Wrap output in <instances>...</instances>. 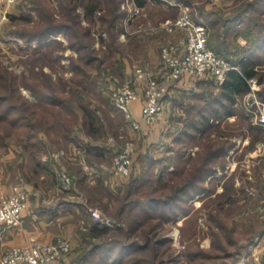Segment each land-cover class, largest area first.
<instances>
[{"label": "trees", "instance_id": "16d2710c", "mask_svg": "<svg viewBox=\"0 0 264 264\" xmlns=\"http://www.w3.org/2000/svg\"><path fill=\"white\" fill-rule=\"evenodd\" d=\"M122 1L32 0V7L18 14V18L30 22L32 8L38 11V20L33 22V28L17 31L31 50L28 69L20 73L0 62V152H12L14 157L24 159L33 173L27 177L28 182L36 184L33 177L42 171L51 176L56 172L53 158L46 162L37 153L42 146L51 153L53 145L62 147L65 141L78 143L82 131L95 140L81 145L88 161H102L106 156L107 150L100 143L105 125L88 94L97 85L91 70L95 63L101 68L109 64L107 69L118 74L126 67L120 58L111 63L105 59L114 58L120 48L112 47L111 43L110 48H102L106 36L114 43L120 41L125 16ZM138 2L143 4L145 0ZM192 10L194 20L208 27L209 46L235 67L218 85L217 94H194L199 100L187 110L172 145L175 162L171 155V160L155 165L153 156L142 155V169L127 183L130 196L118 208V221L113 224L89 221L82 237L86 238V246L72 256L70 264H205L212 255L200 246L197 237L201 230L199 217L205 214L212 248L220 249L225 241L233 242V236L238 235L237 219L229 226L217 215L237 213L233 206L239 195H246L254 184L247 179L246 183L236 185L238 171L234 170L224 180L223 189L217 190L226 174L228 151L239 146L238 140L212 128H218L231 115L246 117L239 100L250 90L249 79L260 76L264 67V0L236 3L228 14L221 9L206 11L203 5H194ZM60 34L65 35L67 43L58 37ZM97 36L101 49L95 46ZM240 36L246 38L244 44L238 42ZM67 47L73 51L65 53ZM100 50L104 51V57L98 55ZM65 58L68 62H64ZM23 87L29 88L31 95L24 94ZM259 95L264 99V91H259ZM42 111L46 112L44 119H40ZM246 129L238 133L243 136L251 133L252 143L264 138L263 126L249 121ZM195 145L199 148L193 154L190 148ZM220 170L222 175H218ZM194 198L203 199L196 209ZM182 217H186L180 225L185 245L178 247L167 232ZM259 224L249 230L250 242L255 235L264 233ZM238 257L221 264H239Z\"/></svg>", "mask_w": 264, "mask_h": 264}, {"label": "rangeland", "instance_id": "374dc122", "mask_svg": "<svg viewBox=\"0 0 264 264\" xmlns=\"http://www.w3.org/2000/svg\"><path fill=\"white\" fill-rule=\"evenodd\" d=\"M192 1L193 2H191V4L186 2V4L183 6L188 7V12L193 17L191 11H193L192 9L194 5H203L206 11L221 9L228 14L233 5L236 3L240 4L246 0ZM31 4L32 0H15L14 2L10 3L8 0H0V62L8 65L10 68H14L20 73L23 72V70L28 69L30 62L29 52L31 50L26 47L23 37L17 33V31L33 28V22H37L38 20V11L31 8L32 21L30 22L26 19L18 18V14L20 15L23 12H27V10L32 7ZM196 9L197 8H195V13ZM148 11L149 13L142 8L141 14L132 22V25L129 27V31H125L126 29L124 27L123 19V28L119 32V39L121 42L119 40L116 42L118 45L113 42L114 40L110 36H106L107 42L103 44L102 48L104 50L110 48L108 43H111L112 47L117 46L121 51H116L114 58L105 57L106 61H110L111 63L115 60V58L119 59L125 56L127 57L126 59L129 67L127 69L124 68V72L122 74H118L114 73L112 69H107L109 64H106L104 68L103 66L101 68L99 65H97V63H95L93 66L94 68H91V70L94 71L93 75L97 81V85L92 87L93 90L96 89V92L92 90V93L88 94L89 97H91L89 100L92 101V107H98L96 109L101 115V122H104L105 125V131L100 137V143L105 146L107 152L103 159L104 161L96 160L97 164L102 162L108 165L110 168L112 167L113 171L115 154L123 149L125 144L131 140L135 145L131 173L125 179L115 176L114 174H112L114 178L108 174L103 177L93 174L91 179L94 182L85 181L83 183L78 182V184H76L71 170L72 167H74V162L78 161V159L85 161V151L82 152V149L79 148L77 149V152L73 150L71 151V141H65L62 145L63 151H61V155L66 167H62L61 165L57 164L55 157L52 155V153H49L46 146H42L40 152H37L39 154L41 153V158L46 162L50 158H53V167H56V172L54 176H51L48 172L46 174L42 171L38 174H35L33 178H35L38 182H42V187L44 185L54 183L57 188L67 190L66 192L71 194L72 198L79 199L81 201V206L79 208V222L77 224L76 230L74 231V237L63 234L55 240L57 241L62 237H68L71 240L72 248L70 252L66 253L69 255L70 260H72V256H74L79 249H82L86 246V238L82 239V237H85L83 231L87 230L89 221L94 220L91 216L90 208H101L106 214V219L108 220L107 223L109 224H113L114 222L118 221L116 217L118 208L123 203V200L125 198H129L130 196V191L128 190L129 185L127 183L134 174H139L142 169L144 162L142 155L149 154L150 156H153L152 158L157 161L154 163L155 165L171 160V155H174L172 156V160L175 162L176 154L172 148V145L174 143V138L183 126L184 117L187 113V110L190 109L192 104L199 100V96L194 94L204 92L210 93V95H215L219 91V84L215 83L214 81L207 79L197 80L193 79L189 75H186L181 80L173 81L171 83L169 82L167 91H171L170 102L168 104L167 101L165 102L166 104H164V110L154 124L151 125L146 121L149 127L145 128V132L143 131L141 124L143 119H140V130H142L143 133L140 131L137 132V129L133 127L131 122L127 119L125 113H118V108L115 106L112 99L113 88L116 85L126 81V79L131 76L132 71L137 66L147 67L149 69H157L160 64H162L163 48L166 46L180 48V44L184 40V38L181 40L182 34L185 35V31L183 29L170 30L164 24L168 20L177 19L182 14L181 6L180 10L171 11L173 14L169 15L160 22L159 20L162 18L163 11H160L158 7H150ZM83 22L87 23L86 20H83ZM159 32H166V34H162V37H159V40H155L154 42L156 43H153L151 46L152 54L157 57V61L151 63V65L148 66L138 63V57L141 58V51L138 52V39H145L146 42L148 41L147 39L151 34ZM140 34L144 36L138 37ZM105 35H107V33H105ZM59 36L64 40V43L68 42V39L65 37V35L60 34ZM6 39L9 40L6 41ZM237 40L242 44L246 42V38L243 36L238 37ZM101 45L102 43L97 36L95 40V46L98 47V49H101ZM132 49L135 50L132 51ZM72 51V48L67 47L65 53L68 54ZM98 55H103L104 57V51L100 50ZM68 60L69 59L65 58L64 62H68ZM45 68L47 70L49 69L48 66ZM67 74H70V72H67ZM261 76L262 79L260 81L259 77ZM253 79H255L256 82H250V90L239 100L238 104L240 107H243V110L246 112V117L231 115L228 117V120L221 122L218 128H212V131L214 130L216 133L223 132L227 134L230 139L238 140L239 146L237 150L234 148L229 149L227 154L228 164L224 169L226 174L222 176V179L217 186V190L221 191L223 189L224 180L234 170L238 171L236 185L246 183L247 179H250L252 181L251 183L254 185L249 187V191L246 195H239L238 202L235 204V206H233V210L237 211V213H234V215L230 216V212V217L227 213H220L217 215L219 219L226 221L229 226L231 223H233V219H237L239 230L238 235L233 236V242L225 241L223 246H220V249L212 248V237L209 235L210 230L209 224L206 221V214L199 217L201 230L197 232V237L200 240V246L206 250L207 254L212 255L206 258V260L203 262L205 264H221L223 261H233L235 256L238 255L239 257L237 260L239 264H264V256L258 254L256 247L258 239L261 238L264 233L261 235H255L252 238V242L247 239L250 235L249 230L253 229L251 228L253 225L257 226L260 223V227L264 228V138L256 139L252 143L251 133L247 136H243V134L238 133L240 130H247L246 127L249 121L264 127V124L258 122L259 118H257L256 113H254L258 107V104L260 103L263 106L262 103H264V99H262L259 95V91H264V67L261 69L260 76L254 77ZM176 87L180 88L175 89ZM22 91L28 96L31 95L30 90L27 87H23ZM45 114L46 112L42 111L40 114V119H44ZM215 132H213L214 136L216 135ZM198 148L199 145H195L192 146L190 150L194 154ZM23 163L24 159L21 157H14L12 152L2 150L0 152V181L5 185L9 184V186H12V189L17 183L24 184L27 181V177L29 175H33V173L30 171L31 168L29 165ZM3 168L4 170H2ZM74 169L76 170V168ZM61 170H66L72 178V185L69 189L64 188L60 182L59 173ZM222 172L223 171L220 170L218 175H222ZM1 194L4 193H0V195ZM202 202L203 199H192L194 209L198 208ZM194 209H192L190 213H192ZM187 216H189V214ZM185 218L186 217L177 219L174 227L167 232L168 235L173 237V245L178 247H182L183 245V242L181 241L182 233L180 225L183 223ZM9 246H6L5 248L3 247L0 254L2 255V253Z\"/></svg>", "mask_w": 264, "mask_h": 264}, {"label": "built area", "instance_id": "2783aa9c", "mask_svg": "<svg viewBox=\"0 0 264 264\" xmlns=\"http://www.w3.org/2000/svg\"><path fill=\"white\" fill-rule=\"evenodd\" d=\"M15 0H8L14 2ZM125 9L124 27L129 31L132 22L141 14L142 7L136 0H123ZM170 30L183 29L185 37L179 47L166 46L162 50V64L157 69L137 66L131 76L112 90L115 106L122 110L135 129L140 128V119L154 124L164 110L163 97L168 93L169 82L178 81L189 75L193 79L213 80L222 84L228 71L235 66L208 44L209 30L206 24L197 22L189 14L188 7L182 6V14L175 20L164 23ZM164 26V25H163ZM250 82H256L250 78ZM142 101L141 117H135L131 102ZM254 111L259 123L264 124V103ZM257 111V112H256ZM134 142L129 140L114 156L113 174L126 178L132 170ZM59 179L64 188H71L72 178L61 170ZM29 191L17 183L9 194L0 195V225H16L22 220L23 210L28 205ZM95 221L107 222L101 208H90ZM258 254L264 256V235L256 243ZM71 240L59 238L53 242L35 240L29 244L10 245L1 255L0 264H54L62 255L70 252Z\"/></svg>", "mask_w": 264, "mask_h": 264}, {"label": "crops", "instance_id": "0c3cea01", "mask_svg": "<svg viewBox=\"0 0 264 264\" xmlns=\"http://www.w3.org/2000/svg\"><path fill=\"white\" fill-rule=\"evenodd\" d=\"M137 3L149 13L150 7H158L162 12V18L160 21L172 15L171 11L180 10L186 2L184 0H145L143 4H140L138 0ZM145 20V19H143ZM158 23V21H157ZM180 30V29H179ZM178 30V31H179ZM182 32V31H181ZM162 33H154L149 36L148 41L138 39V52L141 51V58L138 57V63H142L146 66L151 65V63L157 61V57L152 54L151 46L155 40H159L162 37ZM140 34L138 37H143ZM185 35L182 34L181 40ZM60 38V36L58 35ZM62 39V38H61ZM142 41V42H141ZM119 58V57H118ZM127 57L120 58L126 64V69L129 67L127 64ZM155 66V65H153ZM180 87H176L178 89ZM171 91L165 95L163 102H170ZM131 108L133 114L136 117H141L142 104L139 99L133 100L131 102ZM118 113L124 112L117 109ZM142 129L145 132V128L149 127L148 123L143 120L141 121ZM142 130L137 129V132ZM140 134V133H139ZM138 134V135H139ZM141 136V135H139ZM99 143V140H97ZM95 140L90 138L83 131L79 133V142H70L71 151H78L77 149H82L83 143H94ZM101 142V141H100ZM62 147L52 146L51 153L55 157L57 164L62 167H66V164L62 158L61 151ZM84 150L82 149V152ZM86 154V152H85ZM87 155L85 161L79 160L74 162V167H72L71 172L74 173L76 184L83 182H94L91 177L93 174L97 176L109 175L114 178L112 167L104 163H98L97 161L89 162L87 161ZM97 165V166H95ZM76 168V170L74 169ZM4 170V168L2 169ZM14 171V170H13ZM16 171V170H15ZM6 173V171H5ZM3 174V173H2ZM79 180V181H78ZM42 182H28L26 181L23 185L29 191V200L27 207L23 210L22 220L16 225H0V253L1 249L12 244H29L35 240H41L43 242H53L60 235H68L74 237V231L76 230L77 224L79 222V208L81 206V201L79 199L72 198V195L66 192L65 189H59L53 183L49 185L41 186ZM12 186L9 184L5 185L0 181V193L9 194L12 192ZM1 255V254H0ZM71 260L68 254H64L58 258L54 264H70Z\"/></svg>", "mask_w": 264, "mask_h": 264}]
</instances>
